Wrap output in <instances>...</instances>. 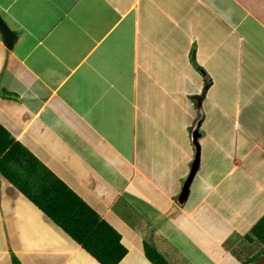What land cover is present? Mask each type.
Segmentation results:
<instances>
[{"label": "crops", "instance_id": "1", "mask_svg": "<svg viewBox=\"0 0 264 264\" xmlns=\"http://www.w3.org/2000/svg\"><path fill=\"white\" fill-rule=\"evenodd\" d=\"M0 16L16 33L0 35V125L119 233L117 264H152L145 244L240 264L264 214V0H0ZM13 256L99 264L0 174Z\"/></svg>", "mask_w": 264, "mask_h": 264}, {"label": "trees", "instance_id": "2", "mask_svg": "<svg viewBox=\"0 0 264 264\" xmlns=\"http://www.w3.org/2000/svg\"><path fill=\"white\" fill-rule=\"evenodd\" d=\"M0 174L99 264H117L125 255L119 233L1 125ZM244 239L258 249L240 264H253L264 256V214ZM144 251L152 264H169L150 245ZM12 264H20L15 256Z\"/></svg>", "mask_w": 264, "mask_h": 264}, {"label": "water", "instance_id": "3", "mask_svg": "<svg viewBox=\"0 0 264 264\" xmlns=\"http://www.w3.org/2000/svg\"><path fill=\"white\" fill-rule=\"evenodd\" d=\"M0 35L3 40V44L6 48L11 49L13 43L16 38V33L13 31L5 22V20L0 16ZM208 83V79H207ZM204 94V93H203ZM203 94L197 97V107L199 109V117L196 120L195 124L191 128L190 137L191 142L194 148V158L192 159L189 167L188 175L186 176L185 180L183 181L181 191L177 197V202L179 204H183L189 195L190 184L199 168V142L198 139L201 137V133L199 131V125L203 118V113L201 111V99L203 98ZM253 264H264V256L261 257Z\"/></svg>", "mask_w": 264, "mask_h": 264}, {"label": "rangeland", "instance_id": "4", "mask_svg": "<svg viewBox=\"0 0 264 264\" xmlns=\"http://www.w3.org/2000/svg\"><path fill=\"white\" fill-rule=\"evenodd\" d=\"M257 249V245H249L247 243H240L237 245V253L241 255L242 258L247 257L250 253H255Z\"/></svg>", "mask_w": 264, "mask_h": 264}]
</instances>
